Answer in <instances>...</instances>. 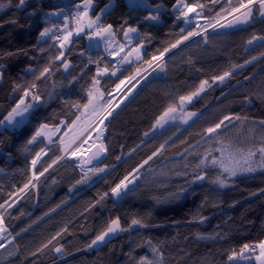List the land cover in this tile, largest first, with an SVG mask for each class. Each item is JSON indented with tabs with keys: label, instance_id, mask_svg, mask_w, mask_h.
Instances as JSON below:
<instances>
[{
	"label": "trees",
	"instance_id": "obj_1",
	"mask_svg": "<svg viewBox=\"0 0 264 264\" xmlns=\"http://www.w3.org/2000/svg\"><path fill=\"white\" fill-rule=\"evenodd\" d=\"M146 1L150 8L129 7L127 0H91L92 18L113 4L100 25H111L117 40L135 28L134 46H144L142 60L121 67L113 77L115 65L102 51L87 52L85 35L62 48L53 44L52 31L40 43L41 32L56 20L65 23L59 31L63 41L61 31L71 26V15L77 16L75 26L83 11L75 10L84 0H24L23 5L0 0V120L26 90L40 98L26 96L38 104L21 129L0 131V218L5 229L0 264H140L142 257L156 264H233L228 261L233 250L264 241V167L259 154L249 161L255 171L234 177L213 163L221 153L218 140L244 159L249 149L264 143V40L238 50L247 39L264 37L259 3L252 6L246 23L236 22L242 12L235 15L182 45L144 76L112 110L104 128V157L91 170L63 158L58 140L28 143L41 124H73L88 104L89 90L94 91V77L110 101L134 67L154 62L165 48L196 32L182 16L185 5L195 6L198 16L209 20L224 18L239 6V0ZM59 11L61 17L50 19ZM105 67L107 72L98 74L97 69ZM225 72L230 75L223 81L216 79ZM203 81L208 82L205 89L187 107L200 117L180 133L177 127L161 131L144 87L152 83L165 104L177 107L180 97L198 91ZM225 116L241 119L225 121L227 129L209 137L206 129ZM131 175L139 176L134 190L119 201L112 199L111 190ZM117 218L123 230L102 245H92ZM134 219L143 226L133 225Z\"/></svg>",
	"mask_w": 264,
	"mask_h": 264
},
{
	"label": "snow or ice",
	"instance_id": "obj_2",
	"mask_svg": "<svg viewBox=\"0 0 264 264\" xmlns=\"http://www.w3.org/2000/svg\"><path fill=\"white\" fill-rule=\"evenodd\" d=\"M256 2L259 3V7L261 9V15H264V0H247L246 3H245V0H239V6L234 8L233 11L234 12H240L241 9H243L244 11L242 12V19H241V17H237L236 18V22L237 23H241V22L246 23L249 20V18L252 15V5L254 3H256ZM19 3H20V5H23L24 4V0H19ZM90 3H91V0H84V9H83V11H81L78 14V23H79L80 20H83V18L88 15V5ZM185 7H186L187 11L182 13V15H184L185 17H187L188 13L196 12V7L195 6L185 5ZM197 15H199V13H197ZM151 18L155 19L156 17H151ZM99 19H100L99 17H96L95 20H93L91 18H89V20H88V23L86 25L87 29H93V27L95 26V30L94 31H89L87 33L90 40L95 38V37L103 38V33L108 32V30L111 29V27H112L111 25H107L106 27L102 26V25H98L97 21H99ZM228 26H233V25L230 23ZM213 27H215V25H213ZM86 28H85V26H81L79 28V31H78L77 34H79V32H85ZM48 31H49V29H45L43 32H41V36L42 37L46 36L48 34ZM181 31H184V30L181 29ZM134 32H136L135 28H129L127 30V32H125V37L130 39L129 33H134ZM200 34L201 33H199V32L190 31V32L187 33V35L182 36L174 44L170 45V48H176L178 45L183 43V41L188 40L189 38H191L193 36L200 35ZM71 35H72V33L68 32L67 35L64 36V40L61 42V46L62 47H63L64 42H67L68 38ZM109 35H111V33H109ZM254 40H264V37H255L254 36L252 38V40L248 41V43L251 44ZM142 47H143V44H140L137 48H133L131 51H129L127 53V55L125 57H123V60L127 61L128 57L131 56L133 54V52L136 53L137 58H140V54H141L140 53V48H142ZM170 48H165L164 51L160 53L159 57L154 56L152 59L155 60V59H159L160 57H163L164 53L170 51ZM120 50L123 51V46H121ZM61 55H63V53H61ZM57 59H59V57H57ZM148 63L150 64L151 61H148ZM159 67H160V70L163 71V66L160 65ZM107 70H108L107 67H105L102 70L98 68L97 72H98V74H101L102 72H107ZM48 71H49V69H47V68L44 69V72H48ZM44 72H42L41 75H44ZM112 75H115V72H113ZM229 75H230V72H225L223 74V76L216 77V79H219V80L223 81L224 78L226 76H229ZM99 83H100V81L97 80L94 77L93 78V89H94V91L93 90H89V92H88L89 101H88V104L84 105V107H88L90 104H92V101H93L95 93H99V96L103 97L104 93L99 88L96 87V85H98ZM123 83L124 82L121 81V84H123ZM207 83H208L207 81H203L201 83L200 88H199L198 91L193 92L189 96H181L180 97L181 106H183V102L184 101H191V99L194 96L199 95V92L204 90V85L207 84ZM32 87H35V85H32ZM116 87L119 88L120 85H117ZM28 95H29V93L26 90L24 92V96L26 97ZM39 99L40 98L38 96H33V100L38 101ZM102 107L107 111L108 109L111 108V102L110 101L106 102L105 104L102 105ZM31 108H32V105L31 104H26L25 100L23 98H21L19 100V102L16 104V106L14 108H12V110L4 118V120H0V125H4L5 121L7 122L8 125L13 126L14 128L23 125L28 119V115L27 114L29 113V110ZM112 110L114 111V109H112ZM175 111H176V108L170 106L165 111L164 115L160 119L163 120L164 117L168 116L170 113H174ZM111 114H112V111H107V115L110 116ZM17 118H19V119H17ZM105 119H107L106 116L104 117V119H101L99 121V123L100 124H104V120ZM233 119L239 121L241 118L239 116H236V117L225 116L218 123H215L213 126L207 128L206 129V134L209 137H212L213 135H215L216 137H219L221 135V133L218 130L222 129V127L224 129H227V125L225 124V121L231 122ZM245 119H247V118H245ZM157 123L159 124L160 121L158 120ZM260 125L264 126V121H260ZM233 126H235V125H233ZM47 127H48V125L41 124L39 129L36 130L35 134L31 137V139L28 141V143L29 144L34 143L36 141L37 137H40V136H42L44 134L43 130L46 129ZM56 130H58V129H56ZM102 136H103V129H101L99 131V133L97 135V139L99 140ZM218 142L222 145V147L220 149H217V150L220 151L223 154V152L226 150V148L230 147V145H224V141H222V140H218ZM96 147H97V151L95 153H93V157L92 158H98L99 155L102 152L106 151V147L103 144H100L99 146H96ZM160 147L163 148L164 145H161ZM156 154L157 153L154 152L152 155L155 156ZM257 154H259V159H260V162H261L260 166L264 167V143H262L261 146L258 149H249L248 150L246 158H245V163L249 164V161H254L256 156H257ZM73 155H75V153H73ZM39 159H40V154L38 153L36 155V158L32 160L33 168H35V166L37 164V161ZM117 159H119V157H117ZM151 159H152V156H149L148 160H151ZM148 160H145L144 164H147ZM89 162H91V161H89ZM216 162H217V160L214 158L213 159V163H216ZM219 162H220L221 166L224 167V171L228 172L230 176H235L237 174V170L235 168L227 167L226 165H224L223 160H221ZM53 163H55V161H53ZM199 166L200 165H197V167H199ZM49 167H51V165H49ZM141 167H143V165H141ZM255 170H256V168L254 166H252L251 164H249V166L244 167L242 169V171H246V172H251V171H255ZM46 171H47V168H45L44 171L39 172V176H43L44 172H46ZM96 171H101L102 172V171H104V169H97ZM33 176L36 179L39 178L37 176L36 172L33 173ZM198 178L199 179H203L202 176L198 177ZM127 180H128V177H125L124 180H122L120 183H118L111 190L112 194L116 195V196H119L122 190L127 189V184L125 183V181H127ZM128 182L131 183V181H128ZM217 182L220 183L221 185L224 184V181L219 179V178H218ZM27 187H28V184H25L24 188H27ZM21 191H23V189H21ZM105 195H107V193ZM0 207H3V205H0ZM132 224L133 225L140 224L141 226H143L141 221L136 220V219H134L132 221ZM4 230L5 229L2 226V218H0V231H4ZM117 230H123V229H120L118 218L113 220L111 222V224L108 226V228L106 229V231L102 232L100 235H98L96 237L95 240L92 241V245H96L99 242H104L105 237H107L110 233H115ZM57 235H60V233H57ZM53 239H55V237H53ZM49 243H51V241H49ZM149 243H151V242L149 241ZM92 245H89V247H91ZM3 246H4L3 244H0V247H3ZM45 246H47V245H45ZM251 247L252 246H250L248 244L243 245V248L240 250V253H237V252L233 251L232 255H230L228 257V260L229 261H234L237 258V256H239L240 259H251L250 256L243 255L244 253L248 252ZM258 247H259L260 251H259V254H257L255 256V260L258 262V264H264V242H261L258 245ZM152 250H153V253H155L157 251V249H155V248H153ZM55 251L56 252H60L61 248H56ZM140 264H156V262H154L152 260H149L146 257H142L141 260H140Z\"/></svg>",
	"mask_w": 264,
	"mask_h": 264
},
{
	"label": "rangeland",
	"instance_id": "obj_3",
	"mask_svg": "<svg viewBox=\"0 0 264 264\" xmlns=\"http://www.w3.org/2000/svg\"><path fill=\"white\" fill-rule=\"evenodd\" d=\"M179 4H180V2L175 7V9H178ZM127 5L129 7H141V8L147 7V8H150L148 5V2L146 0H127ZM112 6H113V4L108 5L97 16L100 18L99 21H97L98 25H100V20H101L102 16L106 12H108L112 8ZM80 8L82 10L84 9V3L80 7L76 8L75 12H77ZM91 11H92V4L90 3L88 5V15L86 17H84L83 20H80L79 23H77V26L79 24V27H80L82 24H84V26L86 28V25L88 23L89 18L95 20V18L91 17ZM183 12H184V10H183ZM182 16L184 17V15H182ZM193 16H194V14H193ZM184 19H185L187 26H194L196 28V32H199L198 30H200L203 27V24L201 22L195 23V21L189 19V16L186 18L184 17ZM240 24H242V23H240ZM94 30H95V26L93 27V29H87L86 28L85 31H94ZM67 31H70V30L69 29H63L61 31L62 35L65 36V34H67ZM194 37L195 36L189 38L188 40L183 41L184 45L195 40ZM71 39L72 38H68V41L64 42V44H63L64 48H65V46H68L69 43L72 42V41L70 42ZM63 40H64V37H63ZM93 40L100 47H103L104 43L105 44H108V43L116 44V42L112 41V39L108 35H106L105 33H103V38L95 37V38H93ZM249 40H252V37L247 39L243 44H241V46L238 48V50L244 51V50L248 49L256 41L257 42L260 41V40H254L251 44H249L248 43ZM183 43H181L180 45H182ZM180 45H178L176 48H178ZM174 50H175V48H173L171 51L165 53L163 55V57H160V59H164V58L166 59L168 57L167 55H169V53L174 51ZM65 67L67 68L68 64ZM205 87H206V84L204 85V89H205ZM143 92L147 95L151 106L153 107V109L155 110V112L158 116V119L160 121L159 126L161 128V131L165 130L168 127H177L179 129L178 133H180L181 131H183L184 129L189 127L194 121H196L200 117L199 114H194L192 112H189L187 110V107L189 106V103H191L193 100H195L200 95V93L202 91L199 92V95L194 96L191 99V101H184L183 106H181V101H179L177 107H175L176 111L174 113H170L168 116L164 117L163 120H161L160 118L164 115L165 111L170 106L165 104L162 97L155 90V87L152 83H148V85H146L144 87ZM23 99L25 100L26 104L32 105V108L29 110V113L27 114L29 117L31 111L37 106L38 102H36V103L30 102V101H28L27 97H25V96L23 97ZM107 101H108L107 96L103 95V97H100L99 93H95L92 104H90L88 107H85L79 113L76 121L73 124H71L70 126L61 125L57 128H46L43 130L44 134L40 137H37V139H42L46 144L52 143L54 140H58L59 144L63 148V156L65 158H69L70 160H75L76 159L75 157H78V153L82 149H84L83 147L86 144V142L89 141L90 136L93 133L91 130V127L96 122V120L101 115V113L105 110L102 107V105L105 104ZM17 119H19V118H17ZM108 120H109V115H108ZM27 121H28V119H27ZM27 121L23 125H21L19 127H15V128L11 125H8L7 122L5 121L4 125H0V131H4V129H7L9 131L19 130L27 123ZM105 125H106V123H105ZM105 125H104V128H105ZM56 129H58V130H56ZM73 153H75V155H73ZM221 160H223L224 165H226L227 167L235 168L237 170V174L235 176L244 175V174L248 173L246 171H242V169L244 167L249 166V164H246L245 159L234 151L225 150L223 152V154L220 153L219 159L217 161V165L221 169V171L223 173L229 175L228 172L224 171V167L221 166V164L219 162ZM231 177H234V176H231ZM128 181H131V183H129ZM138 182H139V176L138 175L129 176L128 180L125 181V183L127 184V189L122 190L119 196L112 194L111 195L112 199H114L115 201H119V200L123 199L124 197L128 196V194L134 190V188L136 187ZM0 233H1L0 234V243H1L5 239V235H4L5 233H3V231H0ZM118 233H119V230H117L115 233H110L107 237H105L104 242H106L108 239L114 237ZM104 242H99L97 244L102 245ZM257 254H259V252ZM250 257H251V259H240L239 264H251L252 262L256 261L255 256H250ZM255 264H258V262L256 261Z\"/></svg>",
	"mask_w": 264,
	"mask_h": 264
},
{
	"label": "built area",
	"instance_id": "obj_4",
	"mask_svg": "<svg viewBox=\"0 0 264 264\" xmlns=\"http://www.w3.org/2000/svg\"><path fill=\"white\" fill-rule=\"evenodd\" d=\"M258 2L254 3L252 6H254L255 4H257ZM187 9L184 10V12H186ZM244 10L241 9L240 12H233L231 14H229L228 16L224 17V18H220V19H216V20H209L207 18H203V17H199L197 15V12H193V13H188L187 17L189 16V19L195 21L196 22H201L203 24V27L198 30L199 33H201L200 35H197L194 37V39H197L199 38L200 36L206 34L207 32H209L210 30H212L213 28L217 27L218 25L222 24L223 22H225L226 20L234 17L235 15L243 12ZM194 14V16H193ZM185 17V16H184ZM186 18V17H185ZM77 19V16L76 15H71L70 18H69V24L71 26L74 25V21H76ZM65 25V23L61 20H56V21H53L51 22L50 24V27L51 29H49L48 31V34L46 36H41L40 38V43H44L45 40H47L48 38L51 37V33L52 31L55 32L54 34V39H53V44L55 45H58L62 42V37H61V34L59 33L60 29ZM213 25H215V27H213ZM184 45V43L182 44ZM172 52L169 53L172 54ZM167 55V56H169ZM165 59V58H164ZM164 59H158L157 61L155 60L154 62L150 63V64H147V65H142V66H138V67H134V73L133 75L128 78L123 84L122 86L118 89V91L113 95V97L110 99V102H111V108L108 109L107 111H112V109H114V107L117 105V103L119 101H121L122 99L124 98H129V93L130 91L139 83V81L144 77L146 76L153 68H155L160 62H162ZM31 99H33V94H30L29 95ZM107 111L104 110L101 115L98 117V119L96 120V122H99L101 119H104V117L106 116L107 119L104 120V123H107L108 122V115H107ZM73 162L76 163V166L78 168L79 167V163L76 161V160H72ZM3 233H5V230L3 231ZM264 242V241H263ZM260 244V243H259ZM259 244H249L250 246H252L250 248V250L246 253H244L243 255H251V254H257L260 249L258 247ZM243 247L237 249V250H233L237 253H240V250L242 249ZM254 249V250H253ZM233 251L228 255V257L230 255H232ZM240 260V257L237 256V258L234 260V261H229V263H233V264H236L238 263Z\"/></svg>",
	"mask_w": 264,
	"mask_h": 264
},
{
	"label": "crops",
	"instance_id": "obj_5",
	"mask_svg": "<svg viewBox=\"0 0 264 264\" xmlns=\"http://www.w3.org/2000/svg\"><path fill=\"white\" fill-rule=\"evenodd\" d=\"M180 5L181 4H179V6ZM143 8H147V7H143ZM185 9H186V7L184 8V10ZM62 15H63V13L59 11V12H56V13H52L49 17H50V19H57V18L61 17ZM77 23H78V21H77ZM77 23L75 24L74 27L66 26L64 28V29H69L70 30V31H67V33L68 32H71L72 33V35L69 37V38H72L70 40V42L73 39L77 38V37H80L82 35H85L86 36V39H87V52L90 53V52H93V51H102L103 54L111 62H113V64L115 65V69L113 70V72H115V75H112L113 72L111 73V75L113 77L116 76L119 73V71L121 70V67H124V66H132L134 64L139 63L142 60V55L144 53V46L142 48H140V53H141L140 54V58H137L136 53L133 52V54L128 57V60L127 61L123 60V57H125L129 51H131L133 48H137L139 46V45L134 46V42L137 39V33L136 32L129 33V37H130V39H129V38H126L125 37V32H127L128 29L125 30V32L123 34V37H122V40L119 41V40H117L115 38L114 31L111 28V29L108 30V32H105V34L108 35L112 39V41H115L116 44H112V43L105 44L104 43L103 47H100V46L97 45V43L93 39H91V40L89 39L88 34H87L89 31L79 32V34H77L78 31H79V28L81 26H84V24H82L79 27V24L77 26ZM109 33H111V35H109ZM65 35H67V34H65ZM121 46H123V51L120 50L121 49Z\"/></svg>",
	"mask_w": 264,
	"mask_h": 264
},
{
	"label": "water",
	"instance_id": "obj_6",
	"mask_svg": "<svg viewBox=\"0 0 264 264\" xmlns=\"http://www.w3.org/2000/svg\"><path fill=\"white\" fill-rule=\"evenodd\" d=\"M182 46H179L177 48L180 49ZM97 151V148L93 149H89L87 151V153H78V156H79V166H80V169L83 170V171H89L91 170L93 167H95L97 165L98 162H100L103 157H104V154L105 152H102L98 158H92L93 157V153H95ZM91 161V162H89Z\"/></svg>",
	"mask_w": 264,
	"mask_h": 264
},
{
	"label": "bare ground",
	"instance_id": "obj_7",
	"mask_svg": "<svg viewBox=\"0 0 264 264\" xmlns=\"http://www.w3.org/2000/svg\"><path fill=\"white\" fill-rule=\"evenodd\" d=\"M104 125H105V123L104 124H100L99 122H95L93 124V126L91 127V130H92L93 133L91 134L89 141H87L86 144L84 145V147H83L84 149H82L80 151V153H87V151L89 149H91V148L95 149V148H97L96 146H99L100 144H103V139H104ZM101 129H103V136L98 140L97 139V135H98V133H99V131ZM63 158H64V156H63ZM75 158H76L75 160L79 163V156L78 157H75Z\"/></svg>",
	"mask_w": 264,
	"mask_h": 264
}]
</instances>
